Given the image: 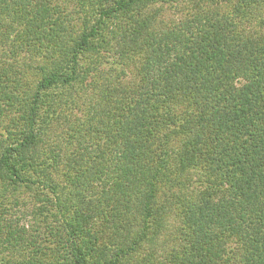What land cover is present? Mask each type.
Returning <instances> with one entry per match:
<instances>
[{
	"label": "trees",
	"instance_id": "1",
	"mask_svg": "<svg viewBox=\"0 0 264 264\" xmlns=\"http://www.w3.org/2000/svg\"><path fill=\"white\" fill-rule=\"evenodd\" d=\"M0 264H264V0H0Z\"/></svg>",
	"mask_w": 264,
	"mask_h": 264
},
{
	"label": "rangeland",
	"instance_id": "2",
	"mask_svg": "<svg viewBox=\"0 0 264 264\" xmlns=\"http://www.w3.org/2000/svg\"><path fill=\"white\" fill-rule=\"evenodd\" d=\"M175 14H174V9H170L168 7H166L164 9V12L162 14V21L163 22H169L170 19L174 18ZM38 64V63H36ZM33 66L35 64H32ZM174 217H173V213L171 215L168 216V218L166 219V229L165 232L161 235V237L159 238L158 242H157V249H161L162 251L168 249L169 247H171L172 245H174L175 240H174V234H173V226H174V221H173ZM164 226V227H165Z\"/></svg>",
	"mask_w": 264,
	"mask_h": 264
}]
</instances>
